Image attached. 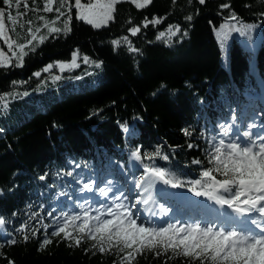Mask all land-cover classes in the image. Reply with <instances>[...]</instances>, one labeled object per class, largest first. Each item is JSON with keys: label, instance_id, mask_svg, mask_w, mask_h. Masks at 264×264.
I'll return each instance as SVG.
<instances>
[{"label": "trees", "instance_id": "obj_1", "mask_svg": "<svg viewBox=\"0 0 264 264\" xmlns=\"http://www.w3.org/2000/svg\"><path fill=\"white\" fill-rule=\"evenodd\" d=\"M27 3L26 10L21 0L18 11L26 14L16 25L5 18L16 57L0 39L12 57L0 67V264H120L131 250L105 244L101 253L87 229L80 231L85 220L71 219L84 184L95 178L94 189L103 192L102 183L119 164L129 169L139 149L137 164L165 170L178 187L201 190L190 182L215 167L213 140L259 91L256 74L264 84V0H150L143 7L124 0L99 28L76 19L74 0H66L59 19L60 0L52 12L43 11L46 0ZM0 8L16 16L15 0L11 9L0 0ZM29 27L37 38L16 67L17 45L31 40ZM74 53L78 67L71 65ZM95 223L88 219L89 227ZM65 224L72 240L51 235ZM45 238L51 243L43 245ZM155 251L144 249L131 264H189L171 250Z\"/></svg>", "mask_w": 264, "mask_h": 264}, {"label": "snow or ice", "instance_id": "obj_2", "mask_svg": "<svg viewBox=\"0 0 264 264\" xmlns=\"http://www.w3.org/2000/svg\"><path fill=\"white\" fill-rule=\"evenodd\" d=\"M13 2L14 0H3L4 5H7L9 9H11ZM148 2L149 0H144V3ZM33 3H35V0H33ZM53 3L54 0H46L43 11L52 12ZM65 3L66 0H60V7L55 9L58 13L57 19L64 15L61 8H64ZM74 3L77 9L76 19L95 28L100 27L101 24H107L112 19L113 5L117 3V0H94V2L88 0L87 3H82V0H74ZM199 3L204 4L205 0H199ZM139 6L138 4L137 7ZM15 7L17 9L16 16H13L11 11L6 13L4 8H0V39H4L9 51H12L14 42H10V38L6 35L5 18L12 25H16L17 18L26 14L18 11L21 7V0H15ZM224 7H227V5H224ZM24 8L28 9L27 0H24ZM68 11L70 12L71 9L69 8ZM231 18L236 19L234 15ZM39 19L44 20V17L41 16ZM188 19H191V17ZM71 21L72 16L69 14L65 23V28L69 31ZM55 22L53 21V23ZM29 24H31V21H29ZM146 26L147 21H145ZM169 30L171 31V29ZM236 30L239 31L240 29ZM36 31L39 32L40 29L37 28ZM60 31L61 29L58 27L49 28L51 33H59ZM131 31L134 35L139 29L133 28ZM179 31L180 29L177 27L176 32ZM28 32L31 35L28 44L17 45L20 55L16 67L23 66L24 57L28 55L25 48L37 38L32 34L31 27L28 28ZM173 35H175V32ZM39 39L40 43H43L46 38L41 36ZM32 51H35V48ZM16 55V52L12 51V56L16 57ZM83 59L85 63H89L88 57ZM76 60L77 56L74 53L72 65L78 67ZM9 63L10 61L7 60L4 52L0 51V67H6ZM59 67L63 70L65 65L59 64ZM96 67H100V65L96 64ZM51 68L52 65H48L44 71L47 72ZM34 75L39 77L40 73L37 72ZM56 79H59V77H56ZM221 127L224 126L221 125ZM125 130L127 131L126 128ZM185 134H190L187 129ZM243 135L247 138L243 139L241 135H236L228 144H225L223 139L218 144H214L215 154L210 157L209 162L215 161V167L204 170L201 173V179L190 183L193 185V189L196 186L201 188L200 191H195L196 196L205 195L218 204L227 205L238 215L248 216L249 223L254 225L255 229L239 232L226 230L223 227L216 228L211 225L201 226L200 224L179 227L169 224L167 227L155 228L145 226L143 223L138 224L139 217L136 212L132 211L135 205L129 207L125 204H115V211L112 207H109L106 213L93 217L92 219L96 223L91 227L88 225V213L85 212V222L80 231L83 232L87 229L88 238L97 241V244H94L93 247L98 245V250L101 253L106 250L105 244L109 248L119 246L118 251L121 253L125 252L126 249L131 250L122 257L120 264H126V262L131 264V260L135 259L137 254H142L144 249L155 251L158 248L161 251H155L157 256L171 250L174 255H182L188 258L189 264H195L196 261H199V264H264V133L255 137L247 133ZM145 155L147 156V154ZM155 155H160L159 150ZM133 157L137 160L141 159L139 149L133 152ZM148 158L153 157L149 156ZM163 158L167 159L166 156ZM194 163H199V161H194ZM145 171L152 178L158 179L166 185L171 184L172 187H177L180 183L175 178H170L169 174L163 169L150 167L145 168ZM213 172L219 173L224 178L217 179L212 175ZM41 179H44V177L42 176ZM140 186V184L136 185L138 188ZM83 187L91 191L89 184L85 183ZM113 199L119 200L120 197L114 196ZM142 202L144 204L148 203L147 200ZM137 203H141V201H137ZM136 211H139V209H136ZM105 214L111 218L101 219L100 217ZM77 218L73 216L71 219L75 221ZM3 224L4 221L0 219V225ZM66 228L67 224L58 227L51 235L59 236L63 232L65 240H72L73 237L71 233L65 231ZM113 241H115V245ZM9 243L14 244L16 241L12 239ZM49 243H51L49 238L42 241L43 245ZM80 243L81 239L76 238L75 244L79 246Z\"/></svg>", "mask_w": 264, "mask_h": 264}, {"label": "rangeland", "instance_id": "obj_3", "mask_svg": "<svg viewBox=\"0 0 264 264\" xmlns=\"http://www.w3.org/2000/svg\"><path fill=\"white\" fill-rule=\"evenodd\" d=\"M120 1H124V0H117V3ZM128 1L133 2L135 5L139 4L140 5L139 7L146 6L150 2V0L148 3H144V0H128ZM82 3H84L83 0ZM116 4L113 5V13ZM74 8H75V3H74ZM113 13H112V19H113ZM111 20H109L107 24ZM107 24H101L100 27L106 26ZM236 29L238 28H235V30ZM0 51L4 52L5 56L7 57V60L10 61L11 63L12 57L9 55L8 52L5 51L1 42H0ZM10 63L7 66H9ZM260 102H261V107H260V112L258 113L259 116H257V118H252L253 125H251L252 127L248 129L249 130L248 134L252 137H254L255 134L257 136L260 135L261 133H264L263 127L261 128L258 126L259 122H261L264 116V93L260 97ZM228 128L230 129L232 136L228 137L227 135L222 134L220 138V140L223 139L225 141V144H228L231 141V139L236 135L242 136V134L239 132V127L236 123L232 122L230 125H228ZM134 162H135V158L133 157L132 163ZM139 167L138 170L140 171V173L138 174H143L142 183L140 184L141 186L139 188L136 187L135 182L130 181V179H126L128 176L122 177L125 182L124 185L123 184L120 185L118 182L108 183L106 186L107 190L104 195L97 194L92 189V187H91V191L84 188L83 191L84 209L87 210L88 213L91 212L93 217H96L99 216L101 213H106V210L109 207H112L113 210L115 211V204H125L128 205L129 207L135 205V207L132 208V211L136 212V215L139 217L138 224L143 223L145 226L156 228L158 223L162 224L167 220V218L169 217L170 208L164 207L163 205H160L158 207L157 204L155 203V200L156 198H159L162 195H167L172 200L171 204L173 203L176 204V202L179 204V202L180 203L183 202L184 206L190 205L194 208V210L195 209L197 211L202 210L203 212L201 214L204 213L203 217L200 215L195 216L194 218L182 217L181 219H179V221H175V223L173 224L177 227L200 224L201 226L211 225L216 228L223 227L226 230H236L239 232H246L249 229L255 228L254 225H251L249 223L248 216L238 215L232 209L228 208L227 205L218 204L214 200L209 199L208 197L202 195L195 196L190 193L182 192L176 188L168 187L162 181L152 178L149 175V173L145 171L144 168H142L141 166ZM127 180L129 184H126ZM125 186L127 187L125 188ZM114 196H119L120 199L114 200L113 199ZM145 200L148 201L147 204H144L142 202ZM137 201H141V203H137ZM136 209H139V211H136ZM209 216L211 218H209ZM100 218L106 219L111 217H108L105 214ZM240 226L246 229H243Z\"/></svg>", "mask_w": 264, "mask_h": 264}]
</instances>
